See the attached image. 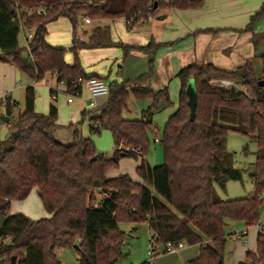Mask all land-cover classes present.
Instances as JSON below:
<instances>
[{"label": "trees", "instance_id": "obj_1", "mask_svg": "<svg viewBox=\"0 0 264 264\" xmlns=\"http://www.w3.org/2000/svg\"><path fill=\"white\" fill-rule=\"evenodd\" d=\"M30 8L52 6L45 15L29 19L36 26L30 51L19 45L20 29L14 21V5ZM85 0H0V61L16 65L32 82L25 87V109L11 119L15 129L0 139V264H63L57 251L74 248L80 264H120L125 233L119 221H147L152 235L167 246L185 242L199 245L198 255L188 264H226L224 249L232 234L227 220L252 225L261 219L264 192V54L262 76L247 60L233 70L211 62L192 63L177 74L181 89L178 108L166 120L161 137L164 162L151 165L145 158L150 147L149 133L154 117L173 101L168 86L154 90L143 79L109 83L106 103L89 117V130L109 129L115 148L111 154L98 150L95 142L74 128L70 143L61 141L56 131L58 108L51 103L48 113L36 110L35 82L49 81L48 74L63 83L68 93H81L79 77L87 74L79 51L83 48L113 46L107 26H96L88 41L77 36L79 13L93 20L117 19L135 13L144 20L149 6L181 10L200 8L204 0H107L98 6H85ZM65 17L73 27L70 51L75 60L65 59L68 49L47 41L50 22ZM132 28V27H130ZM258 47L264 32L254 33ZM123 45L130 48L152 46ZM122 46V45H121ZM27 51V55L23 51ZM191 78L198 90L196 116L190 119L187 84ZM232 81L229 86L218 80ZM217 80V82H215ZM52 96L57 89L51 87ZM149 97L151 104L140 118H127L128 99ZM7 113L12 116L18 103L7 97ZM83 117L88 111H82ZM229 131L241 133L258 145L251 172L255 195L221 198L215 183L225 188L229 180H239L234 153L226 146ZM123 156L140 158L136 181L128 173L108 178L106 170L119 166ZM36 188L48 217L32 219L23 212L10 213L14 199L23 200ZM100 189V191L98 190ZM101 197V200L99 198ZM80 239V240H79ZM77 246V247H75ZM240 264H264V233L257 234L256 251L247 250ZM141 264H149L144 261Z\"/></svg>", "mask_w": 264, "mask_h": 264}, {"label": "rangeland", "instance_id": "obj_2", "mask_svg": "<svg viewBox=\"0 0 264 264\" xmlns=\"http://www.w3.org/2000/svg\"><path fill=\"white\" fill-rule=\"evenodd\" d=\"M204 4L200 9L181 10L177 8L167 7L159 9L155 15L150 16L147 21H143L142 25H137L133 30H128L124 25V19L118 18L115 22H94L92 24H82L77 26V33L84 40L89 39V35L92 29L98 24H111L113 26L112 34L117 40L121 39H138L144 38L145 35L152 33L157 35L160 31H165L166 34H170L172 29L188 28V25L192 23H200L201 25L208 20L220 18L221 15L215 8L213 0H204ZM187 11V12H186ZM160 16V17H159ZM162 16V17H161ZM163 16H166L164 19ZM163 18L162 20L159 19ZM173 21V22H172ZM163 22V23H161ZM142 23V22H141ZM161 24L164 28L161 29ZM253 30L254 33L264 32V4L261 5L259 10L250 16L249 23L244 26L243 29ZM160 29V30H159ZM49 33L47 35V41L59 47H65L68 49L65 55V59L69 63H73L75 56L69 49L73 39V27L69 19L61 17L55 21H52L48 25ZM86 30V31H84ZM259 30V32H257ZM191 30H188L189 33ZM197 30H192L189 36H185L189 39L187 43L193 42V37ZM241 32V31H239ZM188 35V34H186ZM264 42V39L260 41L259 45ZM185 43V44H187ZM19 45L22 48H26V40L23 34L19 36ZM258 45V47H259ZM161 47V46H160ZM158 44H153L150 47L133 49L130 48L128 52H125L124 47H111V48H98L80 50L81 62L87 66L88 71L99 69V72L103 77H108L111 72V82L117 80L118 82H124L127 80L137 81L140 78L144 80L145 85H149L152 89L161 88L164 85H169L170 96L173 104L156 114L154 122L155 129L149 133L150 135V147L145 156L148 162L152 165L162 164L164 162V150L159 141H155L156 137L160 138L164 129L166 120L169 114L177 108L179 103V90L180 83L176 74L167 73L162 75L159 70L156 69V65H159L161 58V52L163 48H160ZM257 47V48H258ZM260 48H264V43L260 45ZM160 50L159 56L155 60V52ZM27 51H23L24 55H27ZM107 54L108 58L97 59V55ZM257 55V59L260 62L259 73L262 72V62ZM155 65V68H154ZM114 78V79H113ZM49 81L41 80L37 82V98H36V110L40 113H48L51 103H56L59 109L58 114V133L62 136V141L70 143L73 140L71 124L77 126L81 133L90 137L96 144L99 151L111 154L115 148V142L113 134L109 129H101L99 132H91L89 130V117L99 113L100 108L106 103L108 94L103 97H95L94 101L96 106L87 108L88 116L83 117L82 111L86 108V102H89L91 95L84 87L82 96L74 95L73 103H68V97L70 96L66 89L59 87L57 97L54 98L51 94L50 88H56L54 78L48 74ZM51 80V81H50ZM108 83L110 81L106 80ZM31 82V78L22 72L16 65L8 61H0V100L5 98L6 95L19 102V106L13 111L11 119H15L19 116L20 112L25 109V87ZM217 82V80H215ZM105 98V99H104ZM104 100L101 103L100 100ZM152 102L149 97L137 98L133 93L129 96V103L132 105L133 113L132 117H139L141 111L147 108ZM3 105V104H2ZM0 105V106H2ZM5 107L0 108V112L4 113ZM10 119V120H11ZM15 129V127H14ZM12 123L0 121V139H6L10 133L14 130ZM64 137H69L67 140ZM70 139V140H68ZM226 146L229 151L234 153L235 166L242 172V178L239 180H229L225 188L215 183V189L217 194L223 199H235L243 197H252L255 195V185L251 175L254 169V163L256 160V151L258 145L255 141H250L249 138L241 133L229 131L226 136ZM140 163V158L131 156H123L120 159L119 166L111 168L115 176L128 173L136 181H142L141 177L137 173V166ZM39 201L38 195L35 191L32 193ZM264 200V192L262 194ZM41 207V205H40ZM42 208V207H41ZM44 215L36 216L37 219L41 217H48V212L43 209ZM261 219L264 220V201L261 209ZM119 229L125 233L124 242L122 245L123 255L120 259V264H141L144 261L150 262V256L148 255V240L150 237L147 221L131 222L122 220L119 221ZM246 224L242 221L227 220L225 231L227 234H232L235 231H239L245 228ZM257 228L255 225L249 226V234L247 236L237 237L235 235L228 238L224 249V261L226 264H240L245 261L246 251L257 249ZM160 249L163 251L164 246L160 245ZM199 253L197 246L186 245L181 249L180 253L156 256L154 264H183L194 259ZM58 257L63 264H80L78 255L74 248H62L57 251Z\"/></svg>", "mask_w": 264, "mask_h": 264}, {"label": "crops", "instance_id": "obj_3", "mask_svg": "<svg viewBox=\"0 0 264 264\" xmlns=\"http://www.w3.org/2000/svg\"><path fill=\"white\" fill-rule=\"evenodd\" d=\"M213 2L215 3L214 4L216 6L215 8L220 9V10H218V13L221 14L219 16L220 18L208 20L206 23H204L202 25H201V22L200 23H192V24L188 25V28L172 29V32L170 34H166V32L163 30L160 31V33H158L155 36H154V34L149 33V34L145 35L144 38H142V39L140 38V40L131 39V38L125 39V41L121 40V39L117 40L113 37L112 30L114 28L111 24H109V23L98 24L96 26H99V25L100 26H107L109 28L110 33H111V39L113 42H115V45L106 46V47H95V48L98 49V48L120 47L121 45H122L121 47H123V45H128V44L129 45H137V46H146L149 42H152L153 44H158L159 47L161 46L160 48H163V51L161 52V58L159 60V65L158 66L156 65V69L159 70L162 75L167 74V73H171V74H176V77L178 78L177 74L183 67H185L186 65L192 64V63H202V62H211L220 68H223L226 70H233V69L237 68L238 66L242 65L247 60H249L254 64L257 76L261 77L262 72L259 73L260 62L257 59V55L258 54H264V48L263 49L260 48V45H262L264 42L262 44H260L259 47L257 48L253 42V39H252L254 31L247 29V28L246 29H243V28L246 24L249 23L250 16H253V13L256 10L258 11L259 8L261 7V5L264 4V0H213ZM170 8L171 7H167L166 10H169ZM200 8H202V7H200ZM200 8H194V9H200ZM186 10H190V9H186ZM163 17H164V19L166 18V16H163ZM115 20L116 19H99V20H93L92 23H94V22H115ZM147 20L148 19H146L145 21H147ZM144 22H142L138 25H142ZM80 23L85 24L81 20H80L79 24ZM92 23H90V24H92ZM161 23H163V22H161ZM159 25H161V24H159ZM121 26L125 27L126 29H128L130 31L134 29V27L130 28L129 26H126L125 24L121 25ZM162 28H164V27L161 25V29ZM194 29L197 31L193 37V42L187 43V41L190 38L186 39L185 36H189L191 34L190 32ZM188 30H191V31L189 33H186V32H188ZM84 31H86V30H84ZM239 31H241V32H239ZM257 32H259V30ZM186 34H188V35H186ZM90 35H89V37H90ZM77 36H78V33H77ZM78 38H80L83 41L89 40V39L84 40L80 36H78ZM185 43H187V44H185ZM95 48H83L81 50L95 49ZM133 49H138V47H134ZM159 52H160V50H157L155 52V55H154L155 60L159 56V54H158ZM79 53H80V51H79ZM105 56H107V54H105V53L101 54V55H97V59L108 58ZM82 65H83L87 74H90V75L92 74V75L101 77V78L108 80V81L112 80L111 79V72L109 73L108 77H103V75L100 74L99 69H94L93 71H88L87 66H85L83 63H82ZM154 68H155V65H154ZM53 78L55 81L54 83L56 84L55 89H57V93H58L59 87L66 89V87L63 83H59V82H57L55 77H53ZM178 80H179V78H178ZM31 83H33L32 80L28 84H31ZM36 83L37 82H35L34 84H36ZM179 83H180V80H179ZM165 86H168V88H169V85H164L161 88H158L155 90L162 89ZM35 87H36V85H35ZM180 89H181V83H180ZM179 92H180V90H179ZM103 96H105V95H99L96 97H103ZM9 97H11V96H9ZM36 98H37V89H36ZM100 101H101V103L104 102L103 99ZM73 102H74V100L72 102L68 101V103H73ZM17 103L19 106V102H17ZM54 104L57 106V104L55 102H54ZM2 106L5 107L6 111L4 113L0 112V121L7 122L5 119H2L1 116H8L10 119H11V116L8 115V113H7V107H6L7 105H2ZM2 106H0V108ZM94 106H96V103ZM57 108H58V106H57ZM177 108H178V106H177ZM84 109H86V108H84ZM176 109H174L169 114V116L173 112H175ZM58 114H59V109H58ZM141 114H142V111H141ZM124 115L127 118H140L141 117V115L139 117H132V115H134V113H133L132 105L129 103V99H128V110L124 113ZM154 119H155V117H154ZM8 122L11 123V120H9ZM74 128H78V127L75 126ZM74 128H72L71 130L73 131ZM56 135L62 141V136L58 133V131H56ZM0 138H1V134H0ZM64 138H66L65 140H67V138H69V137H64ZM68 140H70V139H68ZM155 141H156V139H155ZM110 169L106 170V177H108V178L115 177V173L112 172V170H110ZM34 191L38 195L37 189L34 188L30 192V194L28 195L27 198H25L23 200H17V199L12 200L10 213L23 212L26 215H28L29 217H31L32 219H37L38 217H36V216H39V215L43 216L44 215L43 209H45L44 205H43L39 195H38V198H39L40 202H38V200L36 199L35 196H32V193ZM40 205L42 208L40 207ZM48 216H50V214ZM148 228H149V234L151 236L152 231H151L149 225H148ZM189 246H197L199 248V245H189ZM162 255H164V254H162ZM149 264H151V263L149 262ZM152 264H154V263H152Z\"/></svg>", "mask_w": 264, "mask_h": 264}, {"label": "built area", "instance_id": "obj_4", "mask_svg": "<svg viewBox=\"0 0 264 264\" xmlns=\"http://www.w3.org/2000/svg\"><path fill=\"white\" fill-rule=\"evenodd\" d=\"M107 0H85V6L91 5V6H98L101 4H104ZM165 3H169L170 0H162ZM53 9L52 6L47 7L44 5L41 6H37V7H30V8H23L20 7L18 3H16L14 5V11H15V17H14V21L18 22L19 25V29H20V34H23L26 40V47L27 49L30 51V42L34 37V31L36 29V26L29 28L27 23L29 21V19L33 16L36 15H45L48 14L49 11H51ZM157 10V7H153L152 5L149 6V17L153 16V12ZM79 19L84 22L85 24H90L93 22V19L86 13H79L78 15ZM148 17V18H149ZM124 19V24L126 26L129 27H135L138 24H140L141 22L144 21L143 17H139L137 13L131 15V16H124L121 17ZM78 82L81 84V88L82 91L80 94H78V96H82V92H83V88L85 87L89 94L91 95V99L89 102H86V109L89 107H92L95 105V101L94 98L96 96L99 95H106L109 93V83L98 76H90V77H79L78 78ZM218 82L221 85L224 86H229L232 84L231 80L228 79H221L218 80ZM70 96L68 97V101L72 102L74 99L72 96H74V94L68 93ZM8 95L5 96V98H2L0 100V105H6L7 104V100H8ZM54 98L57 97V93L54 94L53 96ZM11 104L14 105L16 103L15 100L11 99ZM159 139L156 138V141H158ZM255 225L257 228L258 232H263L264 233V220L260 219L258 222L252 224ZM249 226L251 225H246L245 228H242L239 231H235L234 233H232V236L235 235L237 237H241V236H247L249 234ZM80 240V239H79ZM160 244L157 241L156 236H153L151 234L149 240H148V245H147V249H148V255L150 256V263H154V259L156 256L162 255V254H176L179 253L181 251L182 248H184L187 244L185 242H180L178 244H169L167 246H164L163 251L160 249ZM184 264H188L187 262H184Z\"/></svg>", "mask_w": 264, "mask_h": 264}, {"label": "water", "instance_id": "obj_5", "mask_svg": "<svg viewBox=\"0 0 264 264\" xmlns=\"http://www.w3.org/2000/svg\"><path fill=\"white\" fill-rule=\"evenodd\" d=\"M260 85H264V79L259 81ZM186 92L188 94V104L190 106V119L193 120L196 116V107H197V96L198 90L196 86V81L194 78H191L187 84ZM2 119H5L7 122L10 120L8 116H1ZM100 191V189H98ZM101 200V197L99 198ZM77 247V246H75ZM13 264H15V258H13Z\"/></svg>", "mask_w": 264, "mask_h": 264}]
</instances>
